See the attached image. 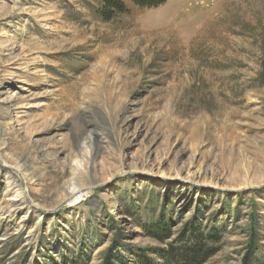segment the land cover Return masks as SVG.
Instances as JSON below:
<instances>
[{
    "label": "rangeland",
    "instance_id": "obj_1",
    "mask_svg": "<svg viewBox=\"0 0 264 264\" xmlns=\"http://www.w3.org/2000/svg\"><path fill=\"white\" fill-rule=\"evenodd\" d=\"M122 1L0 0V264H264V0Z\"/></svg>",
    "mask_w": 264,
    "mask_h": 264
},
{
    "label": "trees",
    "instance_id": "obj_2",
    "mask_svg": "<svg viewBox=\"0 0 264 264\" xmlns=\"http://www.w3.org/2000/svg\"><path fill=\"white\" fill-rule=\"evenodd\" d=\"M130 3L138 8H157L167 0H129ZM100 18L105 22L112 21L115 17L128 13V8L122 0H102L98 8ZM203 253V238L200 234H184L182 237L173 241L169 250L164 252L162 258L171 264H198L196 258ZM138 264H151L145 258H141Z\"/></svg>",
    "mask_w": 264,
    "mask_h": 264
},
{
    "label": "bare ground",
    "instance_id": "obj_3",
    "mask_svg": "<svg viewBox=\"0 0 264 264\" xmlns=\"http://www.w3.org/2000/svg\"><path fill=\"white\" fill-rule=\"evenodd\" d=\"M76 191H77V189L72 186V188H70V190H69V193L70 194H75Z\"/></svg>",
    "mask_w": 264,
    "mask_h": 264
}]
</instances>
